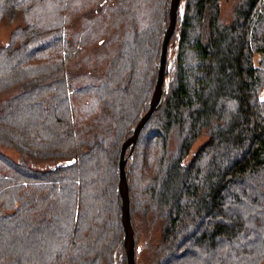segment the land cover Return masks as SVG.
<instances>
[{
	"label": "trees",
	"instance_id": "1",
	"mask_svg": "<svg viewBox=\"0 0 264 264\" xmlns=\"http://www.w3.org/2000/svg\"><path fill=\"white\" fill-rule=\"evenodd\" d=\"M166 2L0 0L21 21L0 46V264H125L119 148ZM168 59L125 164L135 240L159 227L153 264H264V0H180Z\"/></svg>",
	"mask_w": 264,
	"mask_h": 264
},
{
	"label": "water",
	"instance_id": "2",
	"mask_svg": "<svg viewBox=\"0 0 264 264\" xmlns=\"http://www.w3.org/2000/svg\"><path fill=\"white\" fill-rule=\"evenodd\" d=\"M179 2L180 0H167L164 4L163 29L157 61V71L153 89L148 100L147 109L139 116L135 124L132 126L130 134L122 139L119 148L116 193L118 195V205L120 209L122 244L124 247L126 264H136V240L130 216V194L125 164L127 159L133 156L134 147L140 131L152 114L162 105L165 92L164 87H166L164 80L168 67L171 65L168 59L169 38L176 24ZM166 15L167 20L165 18Z\"/></svg>",
	"mask_w": 264,
	"mask_h": 264
},
{
	"label": "rangeland",
	"instance_id": "3",
	"mask_svg": "<svg viewBox=\"0 0 264 264\" xmlns=\"http://www.w3.org/2000/svg\"><path fill=\"white\" fill-rule=\"evenodd\" d=\"M222 7V15L226 16L227 11L230 7L229 3L227 2H222L221 4ZM20 20H14L12 22H9L7 20H3L0 23V46L3 45L5 42L8 41L9 35L11 30L20 24ZM260 54L257 53L255 54V62L257 59H259ZM204 141V138H200L195 143L193 144L192 149L195 150L202 142ZM9 154L14 156V153L11 151H8ZM135 224L138 227V231L136 233L137 237V242L135 243L136 245V256H135V263L136 264H153V259L150 257V252H151V245H154V243H157L160 238V233H159V227L155 226L154 228L150 230H146L143 226V224H140L139 222H135ZM125 263V260H124ZM126 264V263H125Z\"/></svg>",
	"mask_w": 264,
	"mask_h": 264
},
{
	"label": "crops",
	"instance_id": "4",
	"mask_svg": "<svg viewBox=\"0 0 264 264\" xmlns=\"http://www.w3.org/2000/svg\"><path fill=\"white\" fill-rule=\"evenodd\" d=\"M260 96L264 99V89L261 91Z\"/></svg>",
	"mask_w": 264,
	"mask_h": 264
}]
</instances>
